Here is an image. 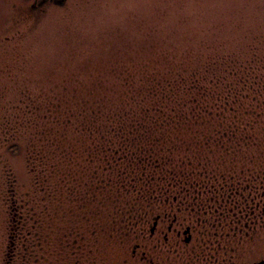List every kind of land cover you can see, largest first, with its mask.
I'll use <instances>...</instances> for the list:
<instances>
[{
    "label": "trees",
    "instance_id": "trees-1",
    "mask_svg": "<svg viewBox=\"0 0 264 264\" xmlns=\"http://www.w3.org/2000/svg\"><path fill=\"white\" fill-rule=\"evenodd\" d=\"M230 59L214 57L200 71L112 67V75H71L52 92L22 91L2 126L7 145L25 148L38 199L11 225L9 257L143 264L134 251L165 217L209 226L218 249L229 220L237 234L264 224L250 215L264 218L263 83L253 78L254 61ZM42 218L44 240L29 225ZM35 239L46 248L40 255L29 251Z\"/></svg>",
    "mask_w": 264,
    "mask_h": 264
},
{
    "label": "rangeland",
    "instance_id": "rangeland-1",
    "mask_svg": "<svg viewBox=\"0 0 264 264\" xmlns=\"http://www.w3.org/2000/svg\"><path fill=\"white\" fill-rule=\"evenodd\" d=\"M212 57L254 61L253 78L261 79L264 88V0H0V264H22L8 255L11 225L17 229L21 208L36 207L38 199L25 148L22 142L7 145L2 126L21 93L52 92L55 82L76 74L84 79L112 75V67L137 73L160 62L200 71L203 65H198H208ZM254 213L252 218L264 221L259 211ZM232 222L226 223L224 250L215 249L214 231L201 223L189 249L200 253L190 259L176 237L173 245L179 249L172 248L176 253H168V262L254 264L264 259V224L237 234L228 228V223L235 228ZM41 223L29 225L32 235L44 240L47 223L44 218ZM36 241L28 248L40 255L46 248L39 249Z\"/></svg>",
    "mask_w": 264,
    "mask_h": 264
},
{
    "label": "flooded vegetation",
    "instance_id": "flooded-vegetation-1",
    "mask_svg": "<svg viewBox=\"0 0 264 264\" xmlns=\"http://www.w3.org/2000/svg\"><path fill=\"white\" fill-rule=\"evenodd\" d=\"M165 219L169 222H164L165 225L162 226L161 231L155 232L159 228L157 223H155L153 227V231H152L153 236L152 238H149V240H147V243L141 253L143 259L145 260L143 264H174L168 262L170 260L168 253H172V255H174V253L176 252H174L172 248L179 249L178 248L179 245H181V247L184 248L185 253L190 254L192 256L190 257V259L192 260L195 254L200 253V251L197 250L193 255L192 252H194V249L189 251L190 246L192 245L191 243L194 235L193 233L194 230L191 226L178 222L177 218H173V220H170V218L165 217ZM165 229H167V231ZM204 232H206L207 234L210 233L209 230ZM221 235L224 237V233H222ZM176 237L181 238L183 240V243H180L177 247H174L173 239H175ZM210 239H214L213 244H215V246L216 243H220L219 241L216 240L215 236L210 237ZM179 241L180 239L176 243H179ZM222 242L224 241L222 240ZM216 250L218 251L224 250V247L221 249H218L216 247ZM134 252L137 254V256L141 257V255L138 254L137 250H135ZM197 256L198 255H196L195 258H197ZM212 258H214V256ZM254 264H264V259H261L260 261Z\"/></svg>",
    "mask_w": 264,
    "mask_h": 264
}]
</instances>
